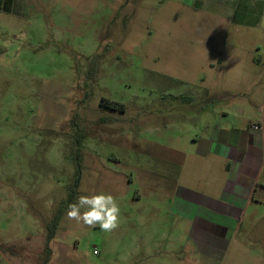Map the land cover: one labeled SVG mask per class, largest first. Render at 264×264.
<instances>
[{"label": "rangeland", "instance_id": "374dc122", "mask_svg": "<svg viewBox=\"0 0 264 264\" xmlns=\"http://www.w3.org/2000/svg\"><path fill=\"white\" fill-rule=\"evenodd\" d=\"M28 2L0 23V264H43L48 246L49 264H142L126 257L131 236L167 260L173 232L179 264H264L263 188L211 260L170 215L202 120L236 103L253 107L246 124L259 117L256 36L204 0ZM101 192L119 204L117 229L67 217Z\"/></svg>", "mask_w": 264, "mask_h": 264}, {"label": "crops", "instance_id": "0c3cea01", "mask_svg": "<svg viewBox=\"0 0 264 264\" xmlns=\"http://www.w3.org/2000/svg\"><path fill=\"white\" fill-rule=\"evenodd\" d=\"M28 1L0 0V23L6 14L27 17ZM204 1L211 3L210 7L212 3L218 5L217 10L230 26L238 28V32L239 28H247L256 36L255 43L250 41L254 45L252 61L256 65L250 88L264 91V0ZM238 53L228 51L218 64L223 65V58H233ZM254 106L259 117L248 124L246 112L253 107L246 108L239 103L227 106L213 120H202L203 128L190 140L188 151L182 153L184 157L171 197L170 215L186 222L188 244L206 260H211L235 233L242 215L261 203L257 192L264 189V99L261 106ZM255 124L259 129L253 128ZM131 237L125 244L134 252H130L127 259L136 255L142 264H150L151 260L155 264H179L175 232L170 235L167 260L154 253L157 245L149 239L146 243L142 241L139 247V242ZM141 247L144 252L139 254L137 251L142 250Z\"/></svg>", "mask_w": 264, "mask_h": 264}, {"label": "clouds", "instance_id": "9594fccd", "mask_svg": "<svg viewBox=\"0 0 264 264\" xmlns=\"http://www.w3.org/2000/svg\"><path fill=\"white\" fill-rule=\"evenodd\" d=\"M67 217L91 228L98 225L101 231L112 232L119 227L120 207L111 194L81 195L69 205Z\"/></svg>", "mask_w": 264, "mask_h": 264}, {"label": "trees", "instance_id": "16d2710c", "mask_svg": "<svg viewBox=\"0 0 264 264\" xmlns=\"http://www.w3.org/2000/svg\"><path fill=\"white\" fill-rule=\"evenodd\" d=\"M59 217L56 218V220L54 221V223L50 226V236H49V240H52V235L56 229V226H57V221H58ZM51 257H52V249L48 246L46 248V257H45V260H44V263L43 264H49L50 260H51Z\"/></svg>", "mask_w": 264, "mask_h": 264}, {"label": "built area", "instance_id": "2783aa9c", "mask_svg": "<svg viewBox=\"0 0 264 264\" xmlns=\"http://www.w3.org/2000/svg\"><path fill=\"white\" fill-rule=\"evenodd\" d=\"M254 129H259V126L257 124L254 125Z\"/></svg>", "mask_w": 264, "mask_h": 264}]
</instances>
